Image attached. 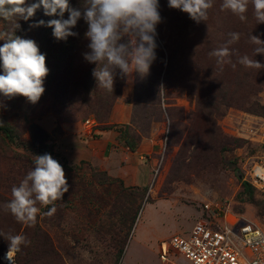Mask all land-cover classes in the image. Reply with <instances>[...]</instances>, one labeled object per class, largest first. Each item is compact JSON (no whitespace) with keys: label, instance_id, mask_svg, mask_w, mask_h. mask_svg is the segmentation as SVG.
<instances>
[{"label":"rangeland","instance_id":"obj_1","mask_svg":"<svg viewBox=\"0 0 264 264\" xmlns=\"http://www.w3.org/2000/svg\"><path fill=\"white\" fill-rule=\"evenodd\" d=\"M159 3L163 22L157 26L154 69L145 77L133 73L124 78L108 115L100 113L106 125L117 130L131 124L135 134L152 144L142 160L146 182L129 186L121 180L124 187L139 192L146 188L130 232L126 226L136 205L129 194L120 192V183L99 184V176L90 174L89 163L73 164L60 150L63 130L87 133L85 122L93 124L95 117L84 118L81 105L58 103L51 96L33 105L22 96L8 99L0 94V119L13 123L23 140H29V121L52 136V157L63 166L70 186L54 205L37 204L40 212L34 224L17 222L0 207V232L24 235L30 241L14 251L13 264H188L172 251L162 262V244L186 237L219 204L264 229V195L255 188L250 195L242 185L255 162L264 165V149L247 138H256L252 132L264 129V110L261 115L247 111L251 103L264 109V68H246L234 54L231 60L236 67L225 64L221 69L209 56L235 31L241 38L229 47L264 64V55L254 56L255 46L248 40L250 33L264 40V23L256 24L251 5L247 21L241 22L220 10L221 0H214L207 20L196 23L186 13L169 8L167 0ZM20 22L0 18V32H13ZM18 30L14 34L36 39L33 32L24 35ZM80 39L77 60L81 56L80 65L91 66L84 60L89 40L84 35ZM159 74L156 90L147 80L152 76L156 80ZM135 95L142 101H158L150 121L140 119ZM211 103L215 111L207 109ZM34 155L0 139V206L12 199V187L33 169ZM53 206L56 212L46 215ZM5 251L9 244L0 236V256Z\"/></svg>","mask_w":264,"mask_h":264},{"label":"clouds","instance_id":"obj_2","mask_svg":"<svg viewBox=\"0 0 264 264\" xmlns=\"http://www.w3.org/2000/svg\"><path fill=\"white\" fill-rule=\"evenodd\" d=\"M168 7L186 13L196 23L205 22L214 0H167ZM251 5L256 24L264 23V0H221L220 10L228 11L241 22H246ZM43 9L47 21L41 19L30 24V28L47 27L58 41H67L79 34L73 29L81 19L87 24L85 38L89 40V51L84 60L94 64L92 76L97 87L113 92L117 74L121 79L137 73L145 77L152 63L157 59V26L162 23L159 0H82L80 7H73L70 0H0V18L5 20L22 19L29 21L37 10ZM67 13V18L65 14ZM13 32H0V94L8 99L18 96L36 104L45 92L44 80L49 74L46 55L41 53L38 44L30 38H22ZM227 42L213 49L209 56L216 58L218 66L232 64L231 57L237 55V63L246 68L262 69L264 64L249 57L239 56L229 46L237 43L241 33L230 32ZM255 47L253 55H264V40L259 36L248 35ZM117 70H119L117 72ZM2 106V105H0ZM264 173V167L257 169ZM69 184L63 166L51 154L34 155V167L18 186L11 189L12 199L5 202L2 209L23 224H34L40 205H54L69 191ZM56 207L49 208L46 215L52 216ZM9 244L6 258L11 261L10 252L21 250L30 241L26 236L0 232ZM264 243V239L259 241ZM257 264H264L258 260Z\"/></svg>","mask_w":264,"mask_h":264},{"label":"trees","instance_id":"obj_3","mask_svg":"<svg viewBox=\"0 0 264 264\" xmlns=\"http://www.w3.org/2000/svg\"><path fill=\"white\" fill-rule=\"evenodd\" d=\"M28 4L34 2V0H26ZM82 0H70V4L73 7H80ZM55 17H47L43 14V9L37 10L35 16L29 21H24L21 19L19 23V32L26 35L33 32L36 36L35 42L38 44L41 53L46 55V66L49 68V74L44 80L45 92L41 96L42 98H47L51 96L58 103L68 104L72 107H77V105L82 106L84 118L89 116L95 117V122L97 123V129L107 131L113 129V126L106 125L103 121L105 118L101 116V111H104V117L108 115L111 110L112 105L119 98L121 88L124 83V79H121L119 74H117L113 92H108L102 88L97 87V82L92 76V70L95 65L83 66L80 65V59H78V50L81 49L79 46L80 38L85 34L87 30V24L83 19L78 21L77 26L73 31L77 32L79 35L75 37H69L67 41H58L52 35V29L47 27L30 28V24L38 20H49ZM67 18V13L65 17ZM15 35H19L15 34ZM22 36V35H21ZM85 36V35H84ZM30 37V36H27ZM159 47V46H158ZM163 63V62H162ZM161 63V64H162ZM150 69H154L151 65ZM119 70H117L118 72ZM159 76H156V80L149 77L147 80V85L151 87L156 85V90L159 89ZM167 87V86H165ZM164 87V88H165ZM158 96V94H156ZM135 102L139 105L141 109V118L144 121H150L152 118L153 108L158 101L155 100H144L136 98ZM215 102V100H214ZM136 104V105H137ZM214 103L207 106V109L213 108ZM215 106V105H214ZM71 108V107H70ZM102 109V110H100ZM100 110V111H99ZM263 107L259 106L257 103H251L247 107L249 113L261 115L263 112ZM215 111V108H213ZM211 115V114H210ZM149 127V126H148ZM149 128H147L148 130ZM119 136L118 140L131 152H135L139 147L141 136L135 134L131 124L123 125L117 129ZM27 133L29 140H23L22 134L19 133L18 128L11 122L0 119V139L7 145H15L18 148L30 151L35 155H42L45 153L52 155V144L50 142L51 135L45 133L39 126L35 123L29 121L27 122ZM50 143L47 144L46 142ZM53 143V142H52ZM85 164V162H81ZM90 174L92 177L99 176V184L109 185L113 182L120 183V192L127 193L128 198L133 202L132 213L129 215V222L126 226L127 232H130L138 211L141 209L142 201L146 194V188L139 192L136 187H124L120 179H112L108 176L105 171H99L94 167H90ZM244 190H247L248 194H252L254 191L253 187L246 182L243 184Z\"/></svg>","mask_w":264,"mask_h":264},{"label":"built area","instance_id":"obj_4","mask_svg":"<svg viewBox=\"0 0 264 264\" xmlns=\"http://www.w3.org/2000/svg\"><path fill=\"white\" fill-rule=\"evenodd\" d=\"M85 123L89 129L97 125L95 120L93 124L88 120ZM251 135L257 136L247 138L256 141L264 149V129ZM260 167L264 165L255 162L244 181L264 195V173H257ZM210 213L211 216L194 225L186 237H175L170 243L162 244L160 260L168 261L170 251L188 264H257L258 260H264V243L259 242L264 239L262 227L230 214L225 205H215ZM7 253H2L0 261L2 264H13L14 251L9 253L11 261L6 258Z\"/></svg>","mask_w":264,"mask_h":264},{"label":"crops","instance_id":"obj_5","mask_svg":"<svg viewBox=\"0 0 264 264\" xmlns=\"http://www.w3.org/2000/svg\"><path fill=\"white\" fill-rule=\"evenodd\" d=\"M96 126L87 133L76 128L63 130L59 143L60 150L67 160L73 164H78L80 161L87 162L129 186H141L146 182L148 173L144 169L142 160L150 153L152 144L144 141L146 138L142 137L137 150L131 152L119 142L117 130L103 131Z\"/></svg>","mask_w":264,"mask_h":264}]
</instances>
